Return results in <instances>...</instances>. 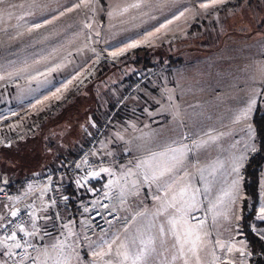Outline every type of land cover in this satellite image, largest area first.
<instances>
[{
    "label": "rangeland",
    "instance_id": "rangeland-1",
    "mask_svg": "<svg viewBox=\"0 0 264 264\" xmlns=\"http://www.w3.org/2000/svg\"><path fill=\"white\" fill-rule=\"evenodd\" d=\"M30 2L6 0L0 5V64L10 66L9 70L29 66L28 71L20 76L0 81V139L4 141L0 144V171L12 178H9L11 183L20 179L17 181L19 186H15L11 193L24 189L27 185L25 177L43 170L53 161L45 151L46 147L55 148L58 155L68 161L75 154L82 153L91 132L109 121L108 129L91 153H111L108 157L120 158L115 163L127 165L130 160L142 159L148 151H160L162 145L187 144L193 151L187 154L186 170L191 174L189 182L196 190L198 201L197 207L189 214L191 222L207 219L206 227L215 234L212 224L215 211L228 214L231 222L236 224L235 215L242 217L245 196L244 166L253 152L245 149L248 141L244 134V147H239L231 139L236 136L233 129L241 126L226 130V126L222 127L218 120H214L211 132L205 127V114L201 109L206 104L208 85L219 91L217 97H213L215 102L223 97L229 100L230 108L236 106L234 96L239 83L245 84L248 92L261 88V94H264V0H253L246 9L229 5V9H235L236 15L221 12L218 20L200 15L187 22L184 19L176 21L169 26L170 31L160 35L154 43L141 46L157 47V55L172 52L181 56L183 61L173 66L164 63L150 68L133 65L116 68L132 49L116 58L109 53L131 40L142 39L146 32L170 19L175 9H157L153 0L152 7L132 9L124 16L110 18L107 13L112 7H123L134 0H99L95 13L81 8L29 33L27 29L33 23L57 16L71 5L72 0H37L39 8H30ZM29 11L34 15H26ZM85 21L92 23L91 29L84 27ZM225 64H229V68L225 70L227 78L222 80ZM57 65L61 67L47 77V83L32 79L37 72ZM131 78L138 79L135 85H130ZM259 79L261 82L258 83ZM69 80L72 83L64 89ZM248 83L250 86L247 87ZM58 88L61 89L58 93L60 99L52 96ZM169 96L173 99L169 100ZM116 104H119L118 117L112 114ZM177 111L179 121L174 119ZM110 112L112 118L108 117ZM221 128L224 132L217 131ZM219 132L224 135L215 144L200 149L194 147V140H203L206 134ZM8 144L11 147H7ZM125 148L132 154L124 151ZM237 162L242 164L239 172L233 170ZM237 180L239 183L234 188L233 182ZM104 183L93 185L102 189ZM259 185L258 220L259 209L264 205V163ZM80 198L85 201L99 198L101 203L108 204V209L97 206L106 219L109 211L116 213L117 218L131 215L127 209H135L139 203L144 204L141 211L150 210V214L139 218L127 233L122 231L123 220L113 221L110 235L119 232L121 240L134 235L141 224L153 220L151 212L155 211V202L144 200L143 190L139 198L129 196L126 207L119 205L115 194L112 200L103 199L99 192L95 195L84 193ZM213 205H216L215 209ZM75 207L74 203L73 212ZM94 213L95 209L91 213L93 217ZM156 222H159L158 218ZM92 223L110 228L101 217H95ZM238 223L241 235L235 239L242 240L251 251L241 220ZM218 224L226 227L228 221L221 216ZM253 225L256 232L264 230L263 226ZM93 232L100 234V227L85 231V235L95 240L97 235ZM248 259L249 264H253L251 257Z\"/></svg>",
    "mask_w": 264,
    "mask_h": 264
},
{
    "label": "snow or ice",
    "instance_id": "snow-or-ice-1",
    "mask_svg": "<svg viewBox=\"0 0 264 264\" xmlns=\"http://www.w3.org/2000/svg\"><path fill=\"white\" fill-rule=\"evenodd\" d=\"M5 2L6 0H0V5ZM98 4L99 0H72L71 5L65 7L57 16L41 23H33L27 31H37L81 8L95 13ZM230 4L232 0H189L188 3L184 0H155L154 6L157 9H175L171 18L146 32L142 39L131 40L109 55L116 58L129 49L150 45L160 35L170 31V25L181 19L187 22L189 18L204 15L218 20L221 12L236 15L235 9H229ZM152 6L153 0H134L123 7H112L107 15L110 18L124 16L132 9ZM29 7L39 8L40 5L37 0H31ZM239 7L246 9L248 0H239ZM26 15L32 16L34 13L29 11ZM20 19L23 20L24 17L21 16ZM92 26L91 22H84L85 28L91 29ZM28 67L9 70L10 66L0 64V81L18 77L22 72L28 71ZM60 67L61 65H57L44 72H37L32 79L47 83V77ZM71 83L69 80L64 89ZM60 92L61 89L58 88L52 96L60 99ZM172 99L173 97L169 96V100ZM244 104L235 115L233 123L243 126L242 131L248 141L245 149L256 152L259 132L254 126L253 116L264 111V94H261L259 89H254ZM174 119L180 120L178 111L174 114ZM89 124L95 126L91 121ZM223 135L224 133L206 134V139L194 140L193 145L196 149L204 148L215 144ZM119 139L122 140L123 137ZM3 143L0 139V144ZM6 146L11 147L10 144ZM260 148L264 150V143H261ZM45 151L53 158V162L59 159L55 148L46 147ZM124 151L132 154L130 149L125 148ZM192 151L193 148L187 144L176 147L162 145L160 151H148L142 159L130 160L127 165L109 161L107 158L111 153L95 152L91 154L95 159L90 160L88 154H85L75 163L76 171L71 176V183L85 194L95 195L99 192L101 197L107 200H112L115 194L119 205L126 207L127 198H139L143 190L144 200L155 202V211L151 212L153 220L141 224L136 228L134 235L124 240H121L119 232L110 235L113 221L123 220L122 231L127 233L129 227L139 218H146L150 214L149 209L140 210L144 208L143 203H139L135 209L129 207L127 210L131 215L122 218L113 216L112 219H106L96 210L95 217H101L110 226L109 229H104L98 223H92L95 217L91 213L98 205L108 209V204L101 203L99 198L91 201L80 198L74 201L73 198L77 196L75 191L67 194L66 190L61 191L65 177L56 173L63 171L65 166L51 168L42 183L28 182L24 189H18L14 194L7 191L11 180L6 173L0 172V264H249L248 258L256 253L249 251L242 240L235 239V236L241 235L238 223L242 219L240 215H235L237 223L233 224L228 214L214 211L212 224L215 226V234L206 227L207 219L191 222L189 214L197 207L198 201L196 190L189 182L191 174L186 170L185 161L187 154ZM240 167L242 164L237 162L233 170L239 172ZM33 176L37 180L41 178L40 173H34ZM92 181L105 183L100 189L95 187ZM238 183V180L234 181L233 187H237ZM231 202L234 204L235 199ZM212 207L215 209L216 205ZM108 215L112 216V212L109 211ZM221 216L228 221V226L218 224V218ZM156 218L159 222H156ZM258 218L264 223V205L259 209ZM95 227H100V234L93 232L97 238L92 240L85 235V231H93ZM250 227L256 228L255 225ZM261 231L264 230L257 231L258 236ZM81 240L83 243H80Z\"/></svg>",
    "mask_w": 264,
    "mask_h": 264
},
{
    "label": "trees",
    "instance_id": "trees-1",
    "mask_svg": "<svg viewBox=\"0 0 264 264\" xmlns=\"http://www.w3.org/2000/svg\"><path fill=\"white\" fill-rule=\"evenodd\" d=\"M253 0H248V4H251ZM233 7L239 6V0H236L230 4ZM157 47L148 48L147 46H139L137 48H133L131 51L125 54L124 62L120 65H117L116 68H120L121 66L133 65L138 68H150V67H160L164 63H167L169 66L180 64L183 61V58L174 53H168L167 55H157L156 53ZM138 79L133 80L131 78L130 85H135ZM111 113V112H110ZM115 115L118 117L119 112L115 111ZM253 123L255 128L259 132L258 139V148L256 152H253L246 161L244 166V192L245 196L242 200V219L241 226L244 232L246 239L249 241V245L251 247V251H254L256 255L251 257V261L253 264H264V232L260 236L257 235V232L254 228L250 227V225L256 224L264 227V223H261L260 220L256 218L257 206L259 202V184L261 177V170L264 163V150H261L260 145L264 143V111H261L259 114H254ZM87 146V143H86ZM70 153V151H69ZM71 154V153H70ZM58 155V153H57ZM59 159L55 160V162H51V165L48 167H56V166H65L68 165L74 157L67 161V159L58 155ZM77 154H75V157ZM66 161V163H65ZM61 162L60 164H58ZM20 179H17L19 181ZM17 181H13L9 188L12 190L16 185ZM94 184L95 181H92ZM102 183V181L100 182ZM65 187L67 193H71L75 191L77 196L73 198V200H77L84 194L81 190L77 189L74 184L71 183V177L65 179Z\"/></svg>",
    "mask_w": 264,
    "mask_h": 264
},
{
    "label": "crops",
    "instance_id": "crops-1",
    "mask_svg": "<svg viewBox=\"0 0 264 264\" xmlns=\"http://www.w3.org/2000/svg\"><path fill=\"white\" fill-rule=\"evenodd\" d=\"M228 68H229V64H225L223 67V71H222V80L224 78H227V74L225 73V70ZM257 78H260V77H257ZM257 81H258V83L261 82L260 79ZM246 86L248 87V86H250V84L248 83V85H246ZM252 87L253 86H251L249 88H252ZM206 89L208 90L207 94H206V98H205L206 104L204 105V108L201 109V110H204L206 129H210V131L213 132L212 129L214 126L211 123L214 120H218L220 122V124H219L220 126H222V127L226 126V130L230 129L231 127L241 126V128H239V129H233L232 133L235 134L236 136L231 138V139L235 140L237 142V144L239 145V147H244L245 139H244V135H243L244 133L242 131L243 126L240 124L233 123V120H234L235 115L239 111V109H241L245 106L244 101L247 99V97H248L247 95H249V93H251L253 89L248 92V89L245 87V84L241 85V83H239L236 90H235L236 93L234 96V101L236 103V106L233 108H230L229 100L228 99L227 100L222 99L223 97L218 102H215L213 97H217L216 94L219 93V91L215 90L217 88L214 89L212 86L208 85V87ZM222 89L223 88H221L220 90H222ZM226 90H229V89L226 88ZM259 90H260V92L262 91L261 88ZM216 126H218V125H216ZM217 131L224 132L222 130V128L220 130H217ZM206 132H209V130H206ZM51 159H52V157H51ZM51 162H49L47 165L49 166L51 164ZM8 178H11V177H8ZM16 186H19V184ZM243 187H244V180H243Z\"/></svg>",
    "mask_w": 264,
    "mask_h": 264
},
{
    "label": "built area",
    "instance_id": "built-area-1",
    "mask_svg": "<svg viewBox=\"0 0 264 264\" xmlns=\"http://www.w3.org/2000/svg\"><path fill=\"white\" fill-rule=\"evenodd\" d=\"M118 107H119V104H116L115 108L112 111V114H114V112L117 110ZM108 117L112 118L111 113H110V115ZM108 122H106L105 125H103L101 127H98L96 130H94L93 132L90 133V135H89V137L87 139V146L83 149L82 153L77 155L76 157H74V159L68 165H65L64 170L56 173V175L64 176L65 179L70 178L72 176V174H74L75 171H76V169L74 167L75 163H78L80 161V159L85 154H88V157H89L90 160L91 159H95V157H93L91 155L92 154L91 152L93 151V149L96 148L99 139L101 138L103 133L106 131V129H108ZM107 159L109 161H114V162L120 160L119 157H114V158L108 157ZM56 167H58V166H56ZM51 168H54V167H46L43 170L36 172V173H40L41 174V178L39 180L34 179L33 174H30V175H28L27 177L24 178V181L26 183H28V182L42 183L43 179H45L46 176H47V171L51 170ZM53 178L55 179V176ZM7 191L9 193H11V190H10L9 186L7 188ZM96 210H98L101 213V210L99 209V207H97V209H95V211ZM94 215H95V213H94ZM113 216L117 217V214L116 213H112V216H109L107 219H112Z\"/></svg>",
    "mask_w": 264,
    "mask_h": 264
}]
</instances>
